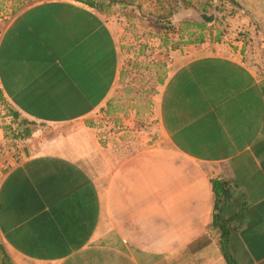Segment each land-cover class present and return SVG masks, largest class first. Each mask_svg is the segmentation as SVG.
Here are the masks:
<instances>
[{
  "label": "crops",
  "instance_id": "0c3cea01",
  "mask_svg": "<svg viewBox=\"0 0 264 264\" xmlns=\"http://www.w3.org/2000/svg\"><path fill=\"white\" fill-rule=\"evenodd\" d=\"M116 29L78 0L39 1L5 26L6 128L34 122L0 154L6 264H264V91L248 88L264 76L241 44L202 42L170 64L164 33L126 57ZM208 60L232 65L215 77L231 92L181 96V72Z\"/></svg>",
  "mask_w": 264,
  "mask_h": 264
},
{
  "label": "rangeland",
  "instance_id": "374dc122",
  "mask_svg": "<svg viewBox=\"0 0 264 264\" xmlns=\"http://www.w3.org/2000/svg\"><path fill=\"white\" fill-rule=\"evenodd\" d=\"M39 1L44 0H0V27L5 28L16 15ZM127 1L129 4L126 7L112 6L109 11L102 13L107 23L111 25L115 23L117 26L115 34L126 57L132 52L141 53L139 50L146 52L150 47H156L157 42L162 39L161 33H164L167 37L164 47L171 55L170 64H173L174 56L172 55H179V53L187 55L184 52L181 53V50H185L188 46L202 48V42L206 43L204 48L208 49H213L217 45L238 48V44H241L246 61L257 75L264 76V0ZM203 15L212 17L211 21L205 23V28L194 25L185 26L183 23L202 21ZM162 21L164 23L161 25ZM151 34L155 39H151ZM198 35L202 36V41L187 42L189 37L194 39ZM188 59L190 57L181 58V64ZM133 60L127 58L124 64L130 82H133L135 70L140 65L138 58ZM128 72L130 74H127ZM148 78L152 79L151 74ZM115 92L116 97H123L125 93L124 89H117ZM32 123L23 124L16 133L5 127L6 139L12 140V134L16 137H26L23 135V129L30 128ZM36 128L38 129L39 126H34L32 131ZM5 147L3 146L2 149L4 150Z\"/></svg>",
  "mask_w": 264,
  "mask_h": 264
},
{
  "label": "trees",
  "instance_id": "16d2710c",
  "mask_svg": "<svg viewBox=\"0 0 264 264\" xmlns=\"http://www.w3.org/2000/svg\"><path fill=\"white\" fill-rule=\"evenodd\" d=\"M86 5H89L91 7L96 8L99 10L101 13L107 12L110 10L112 6H121V7H126L128 6V1L127 0H78ZM203 20L202 21H185L183 22L185 26L189 25H194L198 28H205V23L208 21L212 20V17L203 15ZM191 35V34H189ZM202 36L198 35L197 38H190L187 40V42H193L197 41L200 42L202 41ZM202 65H207V68L204 73L196 71L194 67L187 68L185 71L181 72V96H188V97H194L197 96L195 91L198 88H201V93H198V95L206 96H214L215 93L217 92V88H221L224 91H226L228 94L231 92V86H230V80L232 77L223 79V80H218L216 81V67L217 65L221 70H225L227 68L232 67L231 64L224 62V61H219V60H208V63H204ZM234 84H237L238 81L237 79L233 80ZM239 85V83H238ZM247 86H244L243 89H246ZM249 92H250V98L255 97L257 100L260 99L259 96H257V92H260V88L262 91H264V80L259 82L258 84H255L254 82L251 81V85L248 86ZM209 89H212V94H209ZM207 93V94H206ZM11 115L14 117L17 116V113L11 110L10 112ZM253 116H251V122H253ZM23 124H27L28 121L26 120H21ZM31 132V129L29 127H25L23 129V135L27 136ZM0 255H1V264H6V258L5 254L3 253V250L0 248Z\"/></svg>",
  "mask_w": 264,
  "mask_h": 264
},
{
  "label": "built area",
  "instance_id": "2783aa9c",
  "mask_svg": "<svg viewBox=\"0 0 264 264\" xmlns=\"http://www.w3.org/2000/svg\"><path fill=\"white\" fill-rule=\"evenodd\" d=\"M4 27H0V42L4 33ZM8 121L7 105L0 99V154L2 153L5 137V127ZM1 166V160H0Z\"/></svg>",
  "mask_w": 264,
  "mask_h": 264
}]
</instances>
